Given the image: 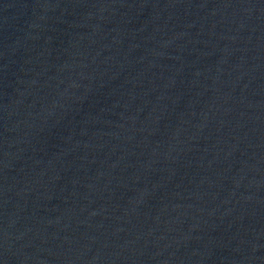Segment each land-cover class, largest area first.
Returning a JSON list of instances; mask_svg holds the SVG:
<instances>
[{"label":"water","instance_id":"obj_1","mask_svg":"<svg viewBox=\"0 0 264 264\" xmlns=\"http://www.w3.org/2000/svg\"><path fill=\"white\" fill-rule=\"evenodd\" d=\"M0 264H264V0H0Z\"/></svg>","mask_w":264,"mask_h":264}]
</instances>
